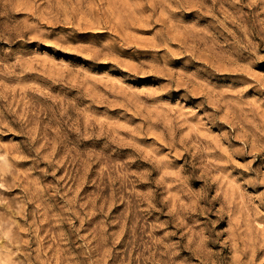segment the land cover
<instances>
[{
    "label": "rangeland",
    "instance_id": "obj_1",
    "mask_svg": "<svg viewBox=\"0 0 264 264\" xmlns=\"http://www.w3.org/2000/svg\"><path fill=\"white\" fill-rule=\"evenodd\" d=\"M0 264H264V0H0Z\"/></svg>",
    "mask_w": 264,
    "mask_h": 264
}]
</instances>
